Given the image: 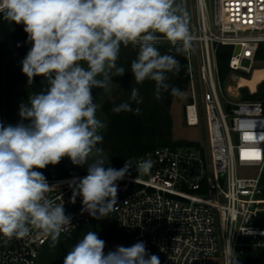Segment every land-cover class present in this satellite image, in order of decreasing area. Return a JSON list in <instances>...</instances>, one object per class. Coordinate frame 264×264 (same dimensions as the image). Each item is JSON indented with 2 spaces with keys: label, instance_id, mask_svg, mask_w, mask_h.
I'll return each instance as SVG.
<instances>
[{
  "label": "clouds",
  "instance_id": "9594fccd",
  "mask_svg": "<svg viewBox=\"0 0 264 264\" xmlns=\"http://www.w3.org/2000/svg\"><path fill=\"white\" fill-rule=\"evenodd\" d=\"M0 16L22 24L32 44L21 61L28 84L37 76L47 84L45 91L20 105L21 121L27 124H0V236L7 242L36 229L50 237L55 247L71 225V217L63 204L47 198L53 186L36 169L55 166L65 157L83 166L95 157L87 175L74 178L71 200L75 203L78 195L82 197V212L95 219L113 212L116 182L124 179L132 165L125 161L120 169L104 167L105 152L97 145L103 141L99 132L105 124L97 117L100 105L92 89H101L106 97L114 92L113 75L122 77L126 71L116 63L121 46L132 45L138 47L131 62L135 82H155L157 99L169 90L182 96L179 88L167 82L168 74L179 73L181 65L175 56L161 54L157 44L162 37L177 54H184L193 36L177 0H0ZM130 102H142L138 89L131 90ZM130 102L114 107L113 112L133 111ZM152 166L150 159L141 160L136 170L147 174ZM104 249L105 241L90 231L72 247L63 264H160L143 241L130 247L118 245L107 253Z\"/></svg>",
  "mask_w": 264,
  "mask_h": 264
},
{
  "label": "built area",
  "instance_id": "2783aa9c",
  "mask_svg": "<svg viewBox=\"0 0 264 264\" xmlns=\"http://www.w3.org/2000/svg\"><path fill=\"white\" fill-rule=\"evenodd\" d=\"M216 6L212 26L205 0H196L197 32L185 53L190 88L184 120L194 127L203 118L201 110L205 112L208 155L188 146L160 147L129 160L128 174L116 182L113 212L118 231L131 236L132 245L143 241L160 264H207L215 255H220L221 264H236L245 247L264 248V226L258 223L264 216V102L232 100L223 88L216 58L220 46L232 47L231 72L253 71L264 45V0H217ZM162 43L168 42L161 37L158 44ZM149 159L150 171L138 173L139 162ZM237 168H254L256 175L239 177ZM84 176L47 180L53 186L47 198L63 204L71 217L63 233L90 222L91 216L82 212V197L78 195L75 203L71 200L74 178ZM48 238L36 229L7 242L0 236V264H37L39 249ZM118 245L127 247L113 242L105 246V253Z\"/></svg>",
  "mask_w": 264,
  "mask_h": 264
},
{
  "label": "trees",
  "instance_id": "16d2710c",
  "mask_svg": "<svg viewBox=\"0 0 264 264\" xmlns=\"http://www.w3.org/2000/svg\"><path fill=\"white\" fill-rule=\"evenodd\" d=\"M27 40V33L24 32L22 24H15L6 21L0 16V49L6 47L13 41ZM161 54H170L176 57L181 65L179 73H169L170 86L177 87L183 93L182 96H174L170 90L162 92L160 99L155 95V82L146 80L142 84H137L131 74V62L136 59L138 47L128 45L121 46L117 65L125 68V74L122 77L113 75V83L118 87L119 93L112 95L102 107V113L108 120L107 133L103 137L102 143L97 145L107 153L110 163L119 167L125 161L137 158L160 147H178L190 146L199 149L204 157L203 148L197 143H187L174 141L172 139V121L169 113L170 107L175 100L186 97L189 93L190 78L186 54H177L173 46L169 43L157 44ZM232 54V47L220 46L216 52L219 77L224 82L231 70L229 68V59ZM19 55L23 59L25 53H12L8 56L0 57V61L9 56ZM257 61L264 60V45L260 46ZM22 66V64H21ZM264 79V69H255L249 79L238 78L236 87L228 86L232 95L237 93L241 87H249L252 91L256 85ZM47 84L43 77H34L33 83L28 84V78L23 74L18 88L11 93L14 96L12 103L13 110L19 111L22 103L27 104L29 97L34 94L45 91ZM138 89L139 97L142 102L137 104L130 102L131 90ZM242 98L245 100H259L264 102V81L259 84L255 94H249L247 89H242ZM124 102H130L133 111L113 112V108ZM139 108V113L135 109ZM27 124L28 121H22ZM13 122L12 125H16ZM44 174L47 180L64 179L78 176V172L69 170L65 167L63 159L55 166L48 165L45 169H36ZM261 187L264 190V171L261 176ZM264 199V194L262 196ZM238 264H264V248L245 247L241 255L237 256Z\"/></svg>",
  "mask_w": 264,
  "mask_h": 264
},
{
  "label": "rangeland",
  "instance_id": "374dc122",
  "mask_svg": "<svg viewBox=\"0 0 264 264\" xmlns=\"http://www.w3.org/2000/svg\"><path fill=\"white\" fill-rule=\"evenodd\" d=\"M206 11L209 22L213 26L215 22L216 15V0H205ZM182 10L187 14L188 27L191 35H195L197 30L195 27V16H196V0H182ZM23 57L19 55L9 56L8 58L0 61V124L9 125L13 122L21 123V117L19 111L13 110L12 103L14 101V93L23 78L21 61ZM247 65V63H244ZM264 68V60L257 61L254 66L255 69ZM253 70V71H254ZM252 76V71L250 74L242 73H230L227 79L222 82L223 88L227 91L228 96L233 99L237 97H242V89H247L249 94H255L257 92L259 84L256 85L255 89L252 91L249 87H241L237 90L235 95H232L228 86L236 87L238 84V78L249 79ZM198 81V76H197ZM185 98L180 100H175L169 110L171 121H172V139L174 141H181L187 143H197L199 144L205 153L208 155L207 151V133H206V123H205V112L201 110L200 116L203 117L199 124L194 127H188L183 117V105L185 104ZM224 106V103H223ZM185 146V145H183ZM179 147V146H178ZM190 147V146H188ZM194 148V147H192ZM237 175L239 177H255L256 169L254 168H237ZM259 225L264 226V216L258 222ZM207 264H221L220 255L212 256L208 259Z\"/></svg>",
  "mask_w": 264,
  "mask_h": 264
},
{
  "label": "water",
  "instance_id": "95a60500",
  "mask_svg": "<svg viewBox=\"0 0 264 264\" xmlns=\"http://www.w3.org/2000/svg\"><path fill=\"white\" fill-rule=\"evenodd\" d=\"M177 2H179L180 6L182 7V0H177ZM31 47L32 44L28 42V40L13 41L6 47L0 49V57L8 56L15 52L25 53L28 52ZM238 51L239 47H236L234 53L236 54ZM80 63L85 68H87L86 62L81 61ZM97 78L100 79L102 77ZM113 90L114 92L106 97V95L102 93L101 89H92L95 102L100 105V109L97 112V117L105 124V127L99 132V134L103 137L107 133L108 120L102 113V107L112 95H117L119 93V89L116 85ZM188 103L192 104L193 100L191 98L188 99ZM183 117L185 118V106H183ZM103 156L105 157V168L112 167L117 169V166L110 163L106 152L103 154ZM94 161L95 157H90L85 165L77 166L73 165L68 157L63 158L65 167L69 170L78 172L79 175H87L88 165ZM90 231L96 233L100 239L104 240L105 246L113 242H123L127 247L132 246L131 236L122 235L118 231L116 214L111 212L108 216L101 219H95L91 216L90 222L86 226L68 233H61L55 247L51 246V238L49 237L46 243L39 249L37 264H63L64 258L72 249V247L75 246L78 241L82 240L84 236Z\"/></svg>",
  "mask_w": 264,
  "mask_h": 264
},
{
  "label": "bare ground",
  "instance_id": "6f19581e",
  "mask_svg": "<svg viewBox=\"0 0 264 264\" xmlns=\"http://www.w3.org/2000/svg\"><path fill=\"white\" fill-rule=\"evenodd\" d=\"M257 69V68H256ZM264 69V68H263ZM254 70V69H253ZM252 73H253V71H252ZM264 81V79L260 82V83H262ZM259 83V84H260ZM189 117H190V121H191V123L192 124H195L196 123V117H195V114H194V112L192 111V110H190V112H189Z\"/></svg>",
  "mask_w": 264,
  "mask_h": 264
}]
</instances>
